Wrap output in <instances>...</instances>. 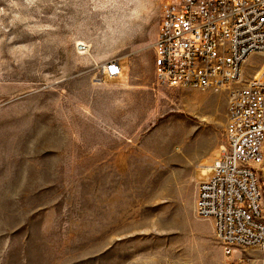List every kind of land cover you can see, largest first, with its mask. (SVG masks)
Masks as SVG:
<instances>
[{"label": "rangeland", "instance_id": "1", "mask_svg": "<svg viewBox=\"0 0 264 264\" xmlns=\"http://www.w3.org/2000/svg\"><path fill=\"white\" fill-rule=\"evenodd\" d=\"M163 3L0 0V264H226L195 208L242 83H158Z\"/></svg>", "mask_w": 264, "mask_h": 264}, {"label": "built area", "instance_id": "2", "mask_svg": "<svg viewBox=\"0 0 264 264\" xmlns=\"http://www.w3.org/2000/svg\"><path fill=\"white\" fill-rule=\"evenodd\" d=\"M154 50L159 84L242 83L229 93L225 140L202 169L195 211L214 219L226 264H264V62L242 80L243 62L264 52V0H164ZM121 72L119 60L103 66L108 79Z\"/></svg>", "mask_w": 264, "mask_h": 264}, {"label": "bare ground", "instance_id": "3", "mask_svg": "<svg viewBox=\"0 0 264 264\" xmlns=\"http://www.w3.org/2000/svg\"><path fill=\"white\" fill-rule=\"evenodd\" d=\"M79 47H80V49L83 51V50H85V48H86V45H85V43H83V42H79Z\"/></svg>", "mask_w": 264, "mask_h": 264}, {"label": "crops", "instance_id": "4", "mask_svg": "<svg viewBox=\"0 0 264 264\" xmlns=\"http://www.w3.org/2000/svg\"><path fill=\"white\" fill-rule=\"evenodd\" d=\"M124 75V70L121 72V74H119L116 78H119V77H122ZM201 174V173H200ZM201 175H203V174H201ZM197 180H198V178H197Z\"/></svg>", "mask_w": 264, "mask_h": 264}]
</instances>
